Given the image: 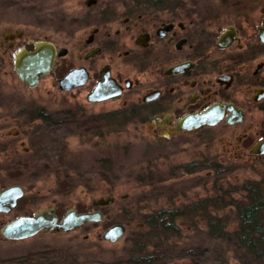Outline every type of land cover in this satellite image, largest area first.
Listing matches in <instances>:
<instances>
[{"label": "rangeland", "instance_id": "rangeland-1", "mask_svg": "<svg viewBox=\"0 0 264 264\" xmlns=\"http://www.w3.org/2000/svg\"><path fill=\"white\" fill-rule=\"evenodd\" d=\"M86 1L0 0V34L24 33L13 50L0 51V185L26 190L2 219L52 207L60 218L69 209H100L105 217L69 232L1 238L2 264H144L140 257H149L148 264H264L234 238L212 237L208 226V217H218L228 232L238 228L245 186L264 181V156L244 155L240 165V155L226 154L218 139L207 146L200 133L163 138L151 132L150 122L124 117L119 101L94 104L87 100L89 87L59 88L69 69L90 66L78 57L90 48V26L76 22ZM31 40L68 49L56 73L35 87H27L14 69V55L30 50ZM101 198L113 202L92 205ZM162 209L182 212L179 232L137 256L138 239L148 229L145 217ZM117 224L125 226V235L104 240Z\"/></svg>", "mask_w": 264, "mask_h": 264}, {"label": "flooded vegetation", "instance_id": "flooded-vegetation-1", "mask_svg": "<svg viewBox=\"0 0 264 264\" xmlns=\"http://www.w3.org/2000/svg\"><path fill=\"white\" fill-rule=\"evenodd\" d=\"M81 11L76 22L90 26V48L78 57L90 66L73 67L59 81L84 69L86 82L77 88H90L87 100L104 86L99 96L107 98L91 103L119 101L124 117L150 122L160 137L200 133L207 146L218 139L226 154L240 155V165L244 155L264 156L253 153L264 139V0H87ZM23 36L0 34V51L13 50ZM212 111L220 113L214 125L178 130L180 121ZM16 185L24 195L9 211L0 209V239L4 225L37 213L3 222L26 190L0 185V192ZM1 255L0 247V264Z\"/></svg>", "mask_w": 264, "mask_h": 264}, {"label": "water", "instance_id": "water-1", "mask_svg": "<svg viewBox=\"0 0 264 264\" xmlns=\"http://www.w3.org/2000/svg\"><path fill=\"white\" fill-rule=\"evenodd\" d=\"M66 49L58 50L56 46L48 41L34 43V49L28 51L21 50L15 56L14 68L19 79L27 87H35L40 80L50 74L55 66L56 58L64 56ZM87 73L84 69H75L68 73L59 81V87L63 91H70L83 86L86 82ZM104 91V86H100L95 92L88 96L89 102L104 100L107 97L99 96ZM220 113L212 111L203 115L190 116L178 123V130L197 129L203 125H214L218 122ZM254 154H264V139L261 140L253 149ZM24 195L22 186H10L0 192V209L9 211L14 207L19 198ZM113 202L112 198L93 200L92 205L100 208ZM5 205H9L5 207ZM46 215H50L48 219ZM104 213L100 209L91 212L79 213L75 209H69L60 220L55 213V208H49L37 212L34 216H20L3 226L1 232L4 238L9 240H25L35 237L41 231L49 232H69L82 227L85 224L101 222ZM126 233L124 225L117 224L108 228L103 239L116 242Z\"/></svg>", "mask_w": 264, "mask_h": 264}, {"label": "trees", "instance_id": "trees-1", "mask_svg": "<svg viewBox=\"0 0 264 264\" xmlns=\"http://www.w3.org/2000/svg\"><path fill=\"white\" fill-rule=\"evenodd\" d=\"M246 201L237 208L238 228L230 233L218 217H208L209 233L221 239L234 238L255 260L264 259V181L252 186H245ZM179 209H162L145 217L146 232L138 239V254L146 255L147 245L158 247L169 234L179 232L177 219L181 218ZM165 237V238H164ZM144 241H142V240ZM159 240V241H158ZM164 241V242H165ZM145 251V252H144ZM137 261V260H136ZM149 257H140L139 262L148 264Z\"/></svg>", "mask_w": 264, "mask_h": 264}]
</instances>
